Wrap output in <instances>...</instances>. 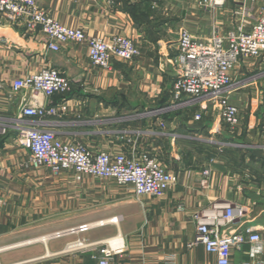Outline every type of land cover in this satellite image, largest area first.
I'll use <instances>...</instances> for the list:
<instances>
[{"label": "crops", "instance_id": "obj_1", "mask_svg": "<svg viewBox=\"0 0 264 264\" xmlns=\"http://www.w3.org/2000/svg\"><path fill=\"white\" fill-rule=\"evenodd\" d=\"M205 1L36 0L86 38H129L139 56L113 58L111 70L92 67L85 44L53 52L39 31L0 19V118L19 114L24 99L12 91L14 80L53 68L71 82L70 92L50 100L60 109L52 119L60 140L83 144L90 155L147 153L177 178L160 199L137 197L112 180L34 169L10 134L0 140V264H97L108 244L121 248L111 264H216L193 245V216L226 204L243 215L228 231L253 227L264 247V55L240 59L232 71L229 100L240 117L234 132L215 107H179L172 91L182 30L198 41L216 35L226 46L258 19L264 0L215 7ZM48 102L39 96L30 103ZM84 225L85 233L52 237ZM82 240L84 248L74 247ZM249 249L233 252V262L263 264L264 251L250 256Z\"/></svg>", "mask_w": 264, "mask_h": 264}, {"label": "built area", "instance_id": "obj_2", "mask_svg": "<svg viewBox=\"0 0 264 264\" xmlns=\"http://www.w3.org/2000/svg\"><path fill=\"white\" fill-rule=\"evenodd\" d=\"M233 1L242 4L254 2ZM223 2L207 0L204 4L215 7ZM0 19L27 31H39L46 39L48 50L53 52H58L61 46L68 43L85 44L89 64L100 70H111L113 58L130 61L140 54L135 44L124 36L86 38L81 30L59 24L37 6L36 0H0ZM246 28L230 36L226 46L216 35L206 41H198L186 30L180 32L177 40L173 100L182 108L203 104L215 107L219 121L231 132L240 124L238 109L229 100L233 86L231 74L240 59H258L264 55V5L259 10L258 19ZM70 90V80L53 68H44L14 80L12 91L22 93L24 100L16 118H0V140L12 134L15 146L28 153L30 166L34 169L45 167L54 173L70 171L77 180L81 176L112 180L118 185L130 187L137 197L160 199L176 185V176L147 153L137 158L124 154L110 155L104 151L90 155L85 145L60 140L53 129L57 122L52 119L59 118L61 113L50 100ZM39 96L49 102L46 105L30 103ZM194 119L198 121L200 116L196 115ZM207 175V171L202 173L201 185L204 187ZM242 217L241 209L232 204L215 206L208 213L194 214L197 228L193 245H201L206 253L215 256L216 264H247L233 262V252L241 251L245 244H249L248 254L255 256L263 254L264 247L261 236L253 227L228 231L239 224ZM89 229V226H79L52 237L85 233ZM74 247L84 248V240L75 243ZM120 253L119 246L108 244L99 249L97 264H111L113 257Z\"/></svg>", "mask_w": 264, "mask_h": 264}, {"label": "rangeland", "instance_id": "obj_3", "mask_svg": "<svg viewBox=\"0 0 264 264\" xmlns=\"http://www.w3.org/2000/svg\"><path fill=\"white\" fill-rule=\"evenodd\" d=\"M232 146H233V144H232Z\"/></svg>", "mask_w": 264, "mask_h": 264}, {"label": "bare ground", "instance_id": "obj_4", "mask_svg": "<svg viewBox=\"0 0 264 264\" xmlns=\"http://www.w3.org/2000/svg\"><path fill=\"white\" fill-rule=\"evenodd\" d=\"M112 246V245H111Z\"/></svg>", "mask_w": 264, "mask_h": 264}]
</instances>
